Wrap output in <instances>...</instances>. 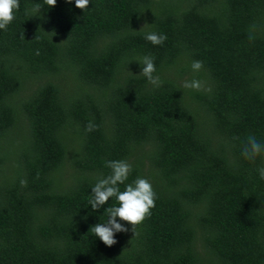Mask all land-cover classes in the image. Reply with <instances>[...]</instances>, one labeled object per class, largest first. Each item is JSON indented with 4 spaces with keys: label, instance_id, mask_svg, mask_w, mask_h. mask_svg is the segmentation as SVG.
<instances>
[{
    "label": "trees",
    "instance_id": "16d2710c",
    "mask_svg": "<svg viewBox=\"0 0 264 264\" xmlns=\"http://www.w3.org/2000/svg\"><path fill=\"white\" fill-rule=\"evenodd\" d=\"M0 264H264V0H0Z\"/></svg>",
    "mask_w": 264,
    "mask_h": 264
},
{
    "label": "rangeland",
    "instance_id": "374dc122",
    "mask_svg": "<svg viewBox=\"0 0 264 264\" xmlns=\"http://www.w3.org/2000/svg\"><path fill=\"white\" fill-rule=\"evenodd\" d=\"M17 131H18V134H19V135L23 133V131L19 130V128L17 129ZM63 163H64V161H63ZM64 165H65L68 169L73 168V164H72V161H71V160L68 161V162H65ZM67 168H66V170H68Z\"/></svg>",
    "mask_w": 264,
    "mask_h": 264
}]
</instances>
